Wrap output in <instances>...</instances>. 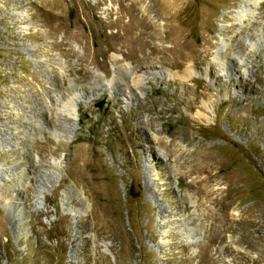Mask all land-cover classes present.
<instances>
[{
  "label": "rangeland",
  "instance_id": "rangeland-1",
  "mask_svg": "<svg viewBox=\"0 0 264 264\" xmlns=\"http://www.w3.org/2000/svg\"><path fill=\"white\" fill-rule=\"evenodd\" d=\"M0 264H264V0H0Z\"/></svg>",
  "mask_w": 264,
  "mask_h": 264
}]
</instances>
